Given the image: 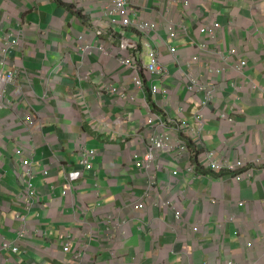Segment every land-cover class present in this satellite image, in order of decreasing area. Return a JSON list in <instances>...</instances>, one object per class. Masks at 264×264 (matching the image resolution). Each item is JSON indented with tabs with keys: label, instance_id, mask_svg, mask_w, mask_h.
Returning a JSON list of instances; mask_svg holds the SVG:
<instances>
[{
	"label": "crops",
	"instance_id": "obj_1",
	"mask_svg": "<svg viewBox=\"0 0 264 264\" xmlns=\"http://www.w3.org/2000/svg\"><path fill=\"white\" fill-rule=\"evenodd\" d=\"M130 6L131 16L154 24L148 40L168 71L141 70L142 90L120 60L148 58L113 31L122 21L107 2L0 0V72L19 74L0 108V242L6 237L20 248L2 251L0 264H264V0ZM214 25L216 41L201 34ZM125 33L139 45L147 38ZM14 36L19 47L3 57L1 46ZM242 61L239 74L234 67ZM207 86L208 107L199 91ZM198 114L206 127L200 150L188 145L190 164L164 154L152 173L136 168L148 116L180 115L193 125ZM18 149L39 176L33 206L17 198L25 186ZM86 151L95 152L92 170L81 165ZM202 152L225 167L244 163L253 178L237 183L233 174L207 169ZM67 176L75 188L64 196ZM138 201L143 210L133 208ZM77 251L85 252L80 261Z\"/></svg>",
	"mask_w": 264,
	"mask_h": 264
},
{
	"label": "built area",
	"instance_id": "obj_2",
	"mask_svg": "<svg viewBox=\"0 0 264 264\" xmlns=\"http://www.w3.org/2000/svg\"><path fill=\"white\" fill-rule=\"evenodd\" d=\"M109 4L108 10L109 14L113 17L120 18L121 26L119 30L113 29V31L121 35L125 40V44L127 48L131 50L140 52L139 55H146L148 58V63L140 64L136 59L133 58H122L120 63L122 66L132 69L133 82L135 88L138 90H142L144 88V79L140 75V71H146L150 76L163 77L168 74V71L165 65L160 61L158 52L153 48L151 43L148 40V35L155 28L154 24L150 21L145 20L140 14L136 13L131 16V6L130 0H103ZM185 8H188L191 4V0H182ZM116 30V31H115ZM126 31H132L134 33L146 35L147 38L139 45L138 42L130 41L126 36ZM219 28L217 25L213 27H205L201 30V34H206L209 36L212 41H216L217 33ZM169 33L172 38L177 37V31L174 26H170ZM20 45V40L18 37L14 36V38H8L7 41L1 46V53L3 57H8L12 52H14ZM172 53H176V49L171 50ZM236 56V52H231L230 58H234ZM247 63L245 61L237 63L235 65V70L242 74L244 69H246ZM19 74L17 72H0V108H5L8 106L9 101H6V91L5 87L13 84ZM257 88V87H256ZM258 89V88H257ZM116 90V89H114ZM200 92L205 93L206 95V106L208 107L209 101L208 99H212V92L207 87H201L199 89ZM151 93L154 95H158L161 93V89L157 84H153L151 87ZM123 97H126L123 95ZM132 101L136 100V97L132 96L130 98ZM182 110L179 111L181 113ZM166 115L165 111L163 112ZM157 118L153 115H150L146 118L145 128L148 126L146 130L150 134H141L142 143L146 148V151L142 158L137 159L135 162V166L139 171H143L146 174H150L155 169V163L161 160L164 157V154L167 156H171L178 160L180 157L182 160H186L189 162L194 157H191L189 154V144H192L194 151H199L202 147V139L205 132L206 127V119L201 114H198L195 119L193 125H188L181 120V116H172L167 120H156ZM168 122L170 124H168ZM152 129H160L161 133H157L152 131ZM18 154L23 155L24 150L19 149ZM178 152L180 155H178ZM215 153L211 152H202L200 155V163L202 166L207 169H211L216 173H221L226 171L230 174H233L236 178L237 183H241L245 180H251L253 178V171H250L249 168L244 169V163L237 162L232 165H228L227 167L222 166L220 163H217L215 158ZM188 164V165H189ZM23 166L29 169V161L26 160L23 163ZM158 169L160 167L158 166ZM186 170L188 172H193L192 166H187ZM30 171V170H29ZM174 176L179 175L177 171L173 172ZM150 186L153 184V180H149ZM145 196H149V193H146ZM144 201H148V199H144ZM169 205V203H166ZM144 202L139 201L134 204L135 210H143L145 208ZM241 208L244 207L242 204ZM182 214L180 211H176V218L179 220ZM12 248V244L5 238L0 242V250H10ZM69 247L65 248V251H68ZM17 249H14L16 252ZM233 264V263H231Z\"/></svg>",
	"mask_w": 264,
	"mask_h": 264
},
{
	"label": "clouds",
	"instance_id": "obj_3",
	"mask_svg": "<svg viewBox=\"0 0 264 264\" xmlns=\"http://www.w3.org/2000/svg\"><path fill=\"white\" fill-rule=\"evenodd\" d=\"M141 35H143V34H141ZM16 153H17V157L21 160L20 167H21V172H22V178L24 179V182H25V186L23 187V190H21L20 193L17 195V198H18V200L21 203H24L26 205L30 204V206H33L35 204V202H36L35 201L36 197L39 198V192H38V186H37V181H38L39 176L37 175V169H35V167L33 165V162L30 160V158L24 157V154L20 155V154H18V152H16ZM94 153H95L94 151H90V152L86 151L85 153H83V159H82L81 165L85 166V168L88 169V170H92V165L90 163V157ZM26 160L29 161V169H27V168H25L23 166V163ZM45 175H48V173H45ZM66 180L68 181V188H65V190L63 191L62 194L64 196H66L68 194H72L73 189L75 188V185L72 184L71 179H69V176L66 177ZM24 224H27V222H24ZM18 232H19L20 237H22L23 236V232H21V231H18ZM3 238L7 239L12 244V248L10 250H0V253L2 251H11L14 254H18L20 252L19 246L18 247L14 246L13 242L10 239H8L6 237H3ZM67 246L69 247V250L65 251V248ZM67 246L64 247V252L69 253L70 250H71V247L69 245H67ZM14 249H17V251L14 252ZM76 254H77L78 261H80L79 260L80 257L84 258V256H85V252H83V251H77Z\"/></svg>",
	"mask_w": 264,
	"mask_h": 264
}]
</instances>
